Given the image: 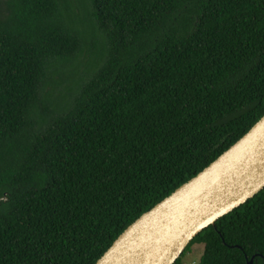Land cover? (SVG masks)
Segmentation results:
<instances>
[{
  "label": "trees",
  "instance_id": "16d2710c",
  "mask_svg": "<svg viewBox=\"0 0 264 264\" xmlns=\"http://www.w3.org/2000/svg\"><path fill=\"white\" fill-rule=\"evenodd\" d=\"M263 115L264 0H0V264H95ZM195 244L264 264V189Z\"/></svg>",
  "mask_w": 264,
  "mask_h": 264
},
{
  "label": "water",
  "instance_id": "95a60500",
  "mask_svg": "<svg viewBox=\"0 0 264 264\" xmlns=\"http://www.w3.org/2000/svg\"><path fill=\"white\" fill-rule=\"evenodd\" d=\"M263 189L264 115L208 167L128 226L95 264H174L203 230Z\"/></svg>",
  "mask_w": 264,
  "mask_h": 264
},
{
  "label": "rangeland",
  "instance_id": "374dc122",
  "mask_svg": "<svg viewBox=\"0 0 264 264\" xmlns=\"http://www.w3.org/2000/svg\"><path fill=\"white\" fill-rule=\"evenodd\" d=\"M100 40V37L97 36ZM94 65V59L91 57L86 61V67L80 68L79 65L73 68L64 70L63 77L60 79L54 90L52 89L51 100L56 101L60 110H66L72 101V97L75 95L80 84L83 75L90 73ZM43 124L47 122V118L42 117ZM203 245H193L188 253L181 258L182 264H198L202 255Z\"/></svg>",
  "mask_w": 264,
  "mask_h": 264
}]
</instances>
